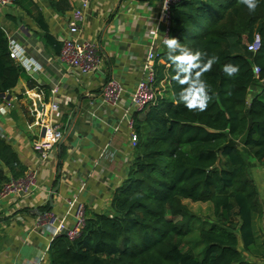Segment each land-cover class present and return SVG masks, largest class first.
Here are the masks:
<instances>
[{
  "label": "trees",
  "instance_id": "1",
  "mask_svg": "<svg viewBox=\"0 0 264 264\" xmlns=\"http://www.w3.org/2000/svg\"><path fill=\"white\" fill-rule=\"evenodd\" d=\"M254 33L261 45L252 54L245 44ZM169 35L219 58L202 77L213 97L208 108L190 111L178 102L187 85L172 79L164 47L155 60V85L163 82L164 91L155 105L133 116L138 142L109 213L86 217L74 240L54 238L49 264L264 261V203L255 175L264 170V0L252 13L240 0H182L171 7ZM227 63L239 65L236 77L221 71ZM24 72L9 58L0 28V99ZM0 162L12 176L6 179L0 171L1 183L24 178L25 169L1 138ZM184 201L211 205L207 226H194L197 217ZM191 239L194 245L184 250L182 243Z\"/></svg>",
  "mask_w": 264,
  "mask_h": 264
},
{
  "label": "crops",
  "instance_id": "2",
  "mask_svg": "<svg viewBox=\"0 0 264 264\" xmlns=\"http://www.w3.org/2000/svg\"><path fill=\"white\" fill-rule=\"evenodd\" d=\"M19 2L0 7V25L6 36L20 44L26 56L40 68L31 71L36 78L25 71L16 86L0 99V138L14 152L25 169L24 175L35 174L36 186L28 196L0 200V264H34L39 259L41 264H49L47 250L54 240L52 231L36 229V218L46 207L62 213L65 199L88 174L85 190L79 196L85 204L86 217L109 213L114 190L127 174L126 163L133 155L127 143L117 147L120 148L116 156L120 155L107 164V169L93 167L120 114L99 107L101 90L106 81L116 78L124 89L123 103L130 104L147 51L151 48L159 55L164 49L163 28L157 23L161 0L89 1L78 37L96 45L99 65L85 77L75 75L58 61L61 42L70 37L67 24L78 0ZM54 86L58 87L59 117L52 122L63 126L64 134L54 155L43 162L33 152L32 144L40 139L42 125L50 120L47 114L55 101L50 92ZM164 87L163 82L159 83L161 93ZM38 102L42 105L41 113ZM89 111L100 120L89 118ZM122 130L127 135L124 126ZM0 171L6 179L12 177L1 162ZM255 175L264 203V170L258 168ZM3 184L0 182V189ZM262 225L264 230V218Z\"/></svg>",
  "mask_w": 264,
  "mask_h": 264
},
{
  "label": "built area",
  "instance_id": "3",
  "mask_svg": "<svg viewBox=\"0 0 264 264\" xmlns=\"http://www.w3.org/2000/svg\"><path fill=\"white\" fill-rule=\"evenodd\" d=\"M90 0H78V5L73 9L71 17L67 24L69 39L61 42L58 61L60 65L72 71L75 75L85 77L94 73L99 65V58L97 56V47L93 42L78 37L80 31V24L83 20V12L88 8ZM182 0H168L165 8V0H161L159 11L157 14V23L163 28L162 37H170L169 29L171 22V7ZM13 5V0H0V7H10ZM0 28L2 29L1 25ZM4 32V30L2 29ZM8 56L16 64H18L24 71L39 70V66L34 60L27 57L24 48L6 36ZM161 37V44H162ZM163 45V44H162ZM248 52L256 53L261 45V37L258 33L252 35L250 42L246 43ZM157 54L153 49L149 48L139 68V80L136 83L134 91L130 95L129 105L122 101L124 89L116 78H110L102 87L99 107L109 108L119 111L120 114L115 126L111 127L110 135L107 142L99 150L96 160L93 162V167H100L107 169L108 163L115 162L120 155L116 156L118 149L127 143L129 149L134 150L137 146L138 136L134 130V118L136 113L141 112L147 105H155L161 93L155 85V60ZM253 75L258 79L259 68L253 67ZM264 84V80L260 81ZM51 95L55 97L48 109L47 116L49 121L42 125L41 137L38 141L32 144V150L35 152L41 161H47L54 155L56 147L63 138V126L52 122V119L59 117L58 101L56 96L58 94V87L54 86L51 89ZM89 118L100 120L94 112L87 113ZM57 119V118H56ZM104 122V121H103ZM105 125L107 122H104ZM128 131L127 135L123 134L122 127ZM120 145L119 148H117ZM126 146V145H125ZM111 151L113 152L111 154ZM133 156L131 155L126 165H130ZM90 175H86L82 180L76 191L67 197L64 201V210L57 214L52 211H45L40 214L35 220L36 229L51 230L52 239L66 231V237L74 240L79 237L81 231L85 227L86 213L85 204L79 200V196L85 190L86 180ZM36 178L35 174L30 172L24 178L18 180L10 179L0 189V200L11 198H18L28 196V194L35 188ZM70 221V225H68ZM48 251V250H47ZM42 259L37 260L34 264H41Z\"/></svg>",
  "mask_w": 264,
  "mask_h": 264
},
{
  "label": "clouds",
  "instance_id": "4",
  "mask_svg": "<svg viewBox=\"0 0 264 264\" xmlns=\"http://www.w3.org/2000/svg\"><path fill=\"white\" fill-rule=\"evenodd\" d=\"M167 2L168 0H165V8ZM240 2L252 13L255 12L261 0H240ZM162 44L167 50V60L174 72L172 79L181 86L187 85V87H181L178 102L190 111L204 112L213 97L209 94L210 85L202 77L204 73L212 69L214 64L218 63L219 58L188 47L174 37H162ZM221 71L227 77L233 78L240 73V67L235 63H227L221 67Z\"/></svg>",
  "mask_w": 264,
  "mask_h": 264
},
{
  "label": "rangeland",
  "instance_id": "5",
  "mask_svg": "<svg viewBox=\"0 0 264 264\" xmlns=\"http://www.w3.org/2000/svg\"><path fill=\"white\" fill-rule=\"evenodd\" d=\"M185 206L197 217V221L194 222V226L195 227H201L202 225H206L208 221L211 220L212 218V210H211V206L210 204L207 205H203V204H193L190 202H185ZM195 241L194 240H189L186 242L182 243V248L184 250L189 249L190 247H192L194 245ZM241 248V247H239ZM197 249V248H196ZM196 249H194L195 251H197ZM244 256L246 258H249L246 254H244Z\"/></svg>",
  "mask_w": 264,
  "mask_h": 264
},
{
  "label": "water",
  "instance_id": "6",
  "mask_svg": "<svg viewBox=\"0 0 264 264\" xmlns=\"http://www.w3.org/2000/svg\"><path fill=\"white\" fill-rule=\"evenodd\" d=\"M29 75H31L33 78H36V75H34L31 71L28 73ZM264 85V84H263ZM38 111L41 113L42 112V105H40L39 104V102H38ZM56 190V189H55ZM55 192V191H54ZM53 192V193H54ZM51 196H52V194H51ZM51 196L49 197V204H50V206L52 205V198H51ZM61 236H66V231H62L61 232V234H60Z\"/></svg>",
  "mask_w": 264,
  "mask_h": 264
}]
</instances>
